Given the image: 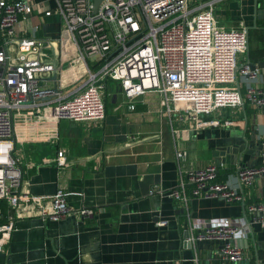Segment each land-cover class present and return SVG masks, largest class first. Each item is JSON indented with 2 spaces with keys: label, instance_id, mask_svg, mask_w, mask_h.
Instances as JSON below:
<instances>
[{
  "label": "crops",
  "instance_id": "obj_1",
  "mask_svg": "<svg viewBox=\"0 0 264 264\" xmlns=\"http://www.w3.org/2000/svg\"><path fill=\"white\" fill-rule=\"evenodd\" d=\"M27 1L35 14L21 17L19 35H33L39 27V36L58 38L60 16L38 11H55L54 0ZM225 5L248 28L241 59L259 68L251 85L264 89V0H228ZM217 13L225 27L224 11ZM75 54L71 48L67 56ZM246 85L240 77L241 91ZM105 103L102 121H62L39 130H31L30 117L18 123L24 189L47 200L62 187L71 208L94 214H71L58 222L34 214L10 225L6 220L11 210L0 207V264H232L220 256L222 241L200 239L189 247L182 237L189 217L207 224L234 222L240 229L234 244L244 254L239 264L264 263V227L251 222L246 205L193 198L187 215L169 195L190 171L217 165L223 167L219 181L241 192L245 204H264V176L248 187L240 186L236 177L237 166L262 164L264 106L245 102L219 110L210 117L219 126L196 130L189 122L167 117L157 92L128 100L117 83L108 82ZM61 151L66 156L63 167L57 164ZM22 206L26 214L33 211L27 210L34 207L30 202ZM161 221L167 225L159 227Z\"/></svg>",
  "mask_w": 264,
  "mask_h": 264
},
{
  "label": "built area",
  "instance_id": "obj_2",
  "mask_svg": "<svg viewBox=\"0 0 264 264\" xmlns=\"http://www.w3.org/2000/svg\"><path fill=\"white\" fill-rule=\"evenodd\" d=\"M227 1L103 0L95 11L93 0H54L55 11L38 10L47 17L57 13L62 20L60 36L50 38L39 36V27L33 35H19L21 17L35 14L33 4L0 0V201H7L12 213L6 222L13 225L34 214L45 222L94 214L91 209L71 208L62 187L47 200L24 189L17 125L26 117L31 130L57 127L62 121H102L108 82L117 83L128 100L159 93L167 117L189 122L196 130L219 126V121L210 119L219 110L245 102L264 106V89L251 85L260 70L241 59L248 28H225L217 21L216 7ZM71 48L76 54L67 56ZM240 77L247 82L244 92L237 86ZM260 146L261 166H237L240 186L248 187L264 176V139ZM65 163L64 152H58V166ZM222 168L209 165L190 171L169 192L171 199L187 215L193 198L241 203L251 222L264 227V204H245L241 192L219 181ZM25 202L35 207L28 206L27 210L33 209L28 214L22 209ZM186 231L190 232L186 243L222 241L223 260L243 261V251L234 244L240 234L234 222L207 224L189 217Z\"/></svg>",
  "mask_w": 264,
  "mask_h": 264
},
{
  "label": "rangeland",
  "instance_id": "obj_3",
  "mask_svg": "<svg viewBox=\"0 0 264 264\" xmlns=\"http://www.w3.org/2000/svg\"><path fill=\"white\" fill-rule=\"evenodd\" d=\"M233 1H236L237 2H240V0H233ZM227 3V2H226ZM226 3H223L221 5H218L216 7V10L217 11H221L222 13V10L224 11V19H225V22H227V24L225 25L226 28H231V29H235V28H238V27H246L245 23H243L240 19H235L233 16L235 15L234 14V11H231L230 10V7L227 5H225ZM240 5V3H238ZM217 20L220 22L221 20V14L220 13H217ZM244 20V19H243ZM224 22V23H225Z\"/></svg>",
  "mask_w": 264,
  "mask_h": 264
},
{
  "label": "water",
  "instance_id": "obj_4",
  "mask_svg": "<svg viewBox=\"0 0 264 264\" xmlns=\"http://www.w3.org/2000/svg\"><path fill=\"white\" fill-rule=\"evenodd\" d=\"M93 1H94V10L97 11L100 2L103 1V0H93ZM263 14H264V10H263ZM52 80L56 81L57 80V76L56 75L53 76ZM40 85H42V82L40 83ZM182 237L184 239H188L190 237V232L184 231ZM189 247L191 248V243L190 242H189Z\"/></svg>",
  "mask_w": 264,
  "mask_h": 264
},
{
  "label": "trees",
  "instance_id": "obj_5",
  "mask_svg": "<svg viewBox=\"0 0 264 264\" xmlns=\"http://www.w3.org/2000/svg\"><path fill=\"white\" fill-rule=\"evenodd\" d=\"M0 207H3V209H8L7 201L5 200L0 201Z\"/></svg>",
  "mask_w": 264,
  "mask_h": 264
}]
</instances>
